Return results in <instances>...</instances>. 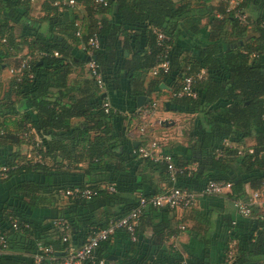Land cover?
Returning <instances> with one entry per match:
<instances>
[{
    "label": "trees",
    "instance_id": "obj_1",
    "mask_svg": "<svg viewBox=\"0 0 264 264\" xmlns=\"http://www.w3.org/2000/svg\"><path fill=\"white\" fill-rule=\"evenodd\" d=\"M78 1L85 5L90 22L89 32L76 36L78 44H82L81 53L74 52L67 41L54 34L47 35V43L39 38L27 42L20 32L17 33V25L33 29L34 19L28 17L30 2L0 0V33L7 39L5 43L0 42V74L10 60L15 63L13 67L19 68L28 53L37 54L27 69L14 75L6 103H0V165L9 167L7 177L0 176V183L14 175L22 177L11 205L0 208V234L7 240L0 264H51L49 256L52 255L58 257V264H64L69 246L80 247L89 235L106 227L112 218L126 215L138 205L140 195L151 197L173 185L200 192L210 180L230 182L232 192L218 196L232 200L248 198L245 184L249 181L253 189L264 192V0L241 3L244 12H250L245 21L236 17L235 11L227 12V4L222 0H217V5L215 0H195L196 5L177 0H108L105 7L96 5L95 0ZM108 11L118 14L121 21L94 17L97 12ZM27 18L29 21L24 22ZM204 19L208 20L210 32L206 41L201 42L195 39H200L202 28L206 26ZM137 32L146 37L147 46L143 50L137 48ZM159 33L168 38L160 40ZM95 34L100 47L93 56L102 67L107 90L122 89L121 80L126 77L132 94L137 97L159 89L160 78L172 79L175 84L171 95L178 111L195 115L200 120L203 130L199 138L200 155H190L184 160L164 151L172 154L180 166L196 165L190 174L181 175L176 184L170 180L164 162L140 157L138 148L130 156L121 151L122 137L115 132L114 121L124 116L112 110L105 111L103 102L108 98L104 97L88 68L89 77L82 83L75 85L77 80L71 78L76 68L86 73L85 66L90 58L87 42ZM185 36H192V39L188 53L183 56L177 40ZM25 44L29 52L22 55ZM164 60L169 61V71L154 77L145 87L147 74ZM201 73L203 76L199 78ZM190 76L194 80V96L181 95L184 81ZM12 93L15 100L11 98ZM9 119L20 133L7 131L6 124L12 123ZM93 131H96L95 137L91 136ZM35 138H39V144ZM250 138L255 140L252 147L246 142ZM226 140L235 146L223 143ZM25 141L33 144V156L11 150L10 147ZM249 148L254 152L249 153ZM36 151L41 154L39 160ZM84 161L88 162V167L83 171L92 179V184L59 185L55 193L75 187L91 188L96 192L91 198L70 197L72 202L81 205L84 200L101 196L117 199L119 191L129 190L131 186L132 190H137L136 200L128 202L123 210L113 213L104 222H97L88 214L76 220L65 211L58 218H64L69 225L67 241L63 239V230L55 226V219L48 227H56V232L31 239L35 223L29 213L38 207L52 205L54 200V191L44 192L43 185L54 181L59 168L69 169L75 165V169H80L78 164ZM111 163L118 170L127 171L125 173L133 163L138 170L134 175H112L106 169ZM254 173L260 174L250 179L249 175ZM156 175L165 180V187L157 188ZM104 182L113 185L115 190L109 192L102 188L100 185ZM138 182L152 185L154 190L146 192L138 186L134 189ZM211 196L217 195L205 194L199 199ZM170 211L165 206L149 205L140 216L136 240H131L125 229H119L115 236L123 234L130 246L145 243L141 220L155 213L161 220L154 225V234H161L162 243ZM227 226L228 234L223 243H218V252L211 251L209 240L203 255L189 254L190 264H264V214L261 209H254L251 216H242L238 222L232 225L230 221ZM16 235L27 239L21 248L23 256H27L25 260L10 251ZM111 241H102L94 252V259L84 264L109 263L107 253L112 247ZM232 242L237 244L233 247ZM40 245L52 247L53 252L44 255ZM171 248L177 250L174 245ZM38 255L43 259L38 261ZM176 261L174 264H182L183 256Z\"/></svg>",
    "mask_w": 264,
    "mask_h": 264
},
{
    "label": "crops",
    "instance_id": "obj_2",
    "mask_svg": "<svg viewBox=\"0 0 264 264\" xmlns=\"http://www.w3.org/2000/svg\"><path fill=\"white\" fill-rule=\"evenodd\" d=\"M28 1L30 2L27 7L29 13L28 17L34 19L33 29L35 30L17 25V33L20 32L27 42L39 38V41L42 43L48 42V34H54L56 38L58 36L67 41L74 52L81 53L80 48L82 44H78L76 36L78 35V31H81V34H87L90 29L89 16L87 15L88 13L83 3L77 0V5L71 9L66 8V6L63 8H55L57 2L63 0ZM177 1H183L185 3L191 1L192 5H196L197 0ZM214 4L217 5L218 1L215 0ZM94 10L95 9H93V11ZM246 13L247 16H250V12L246 11ZM94 17L106 18L111 21H121L118 14L109 11L104 13L97 12L94 14ZM28 19L29 18L24 19V22L29 21ZM207 21V19L203 21V24L206 26L202 28L201 35L199 36L200 39L196 38L195 40L201 42L206 41V36L210 32V26L207 24ZM137 36V48L140 47L142 50L145 49L147 40L144 33L137 32ZM190 39H192V36H185L177 40V43L182 46L181 54L183 56L188 53L189 47L191 46ZM28 52V45L25 44L21 54L26 55ZM13 64L15 63L10 60L9 66H6L3 71H5V69H9L10 71ZM85 68L86 73H83L80 68H76L71 75L72 79L77 80L75 85H78L79 82L82 83V80L89 77L87 65ZM153 78L154 76L150 73L147 74L145 87L148 86L150 80ZM160 79L159 89L152 90L146 95H141L146 97L142 106L138 105L139 96L136 97L132 94L130 82L126 77H122V89L110 91L105 88L101 91L104 93L103 95H106L111 101L113 108L124 116L123 119L117 118L114 121L115 132L122 137L123 144L121 145V151H126L130 156L140 145L149 143L151 140L155 139L160 142L161 148L164 151L175 153L177 158L180 157L185 160L191 157L190 155H200L201 142L199 138L203 133L200 120L197 119L195 115L178 111V106L173 102V96L171 95L175 83L172 82V79ZM152 100L157 101V108L152 116L143 119L134 115L136 109L143 107ZM144 120L151 124L147 127V134H143L140 131V126L143 124ZM9 121L12 122V119H9ZM165 121L168 123H165ZM1 125L2 123H0V129L2 127ZM192 125L193 130L191 131ZM6 126L7 131H17L18 133L21 131L13 122L6 124ZM91 136L95 137L96 131H93ZM246 142L249 147L255 144L253 138L248 139ZM223 143L228 146H235L234 143L227 140ZM192 145H195L193 149L191 148ZM10 148L13 152L21 151L23 155L28 156H30L34 150L33 144L30 141L15 144ZM48 161L51 163L50 160ZM78 165L80 169H75V165L71 166L69 169L59 168L57 171L59 174L54 177V181L50 185H43L44 192L49 193L54 191V200L52 205L38 207L33 212L29 213L31 216L30 218H32L35 223V229L31 239L42 238V236L56 232L54 228L58 226L55 225L56 227L49 229L48 223L53 219L56 220V218L61 216L65 211H69L73 219L76 220L80 219L82 215L88 214L93 216V219L97 222H104L113 213L123 210L128 202L131 203L136 200L137 190H132L131 186L129 190L119 191V198L117 199L101 196L94 200H84L81 205L79 202H72V198L62 193H55L59 185L68 186L75 183H82L85 185L92 184V179L83 171V169L88 167V162L84 161ZM128 168L130 171L125 173L127 171L118 170L115 164L111 163L106 165V169L109 170L112 175L116 173L134 175L138 170L134 163ZM96 172L93 171V173ZM259 174L260 173L251 174L249 178L252 179ZM154 180L157 188H162L167 185L165 180H162L160 176H154ZM21 181L22 177L20 175H14L8 180L0 183V208L4 206L6 208L7 205H11L12 199L15 197L16 189ZM108 185L110 184L104 182L100 186L105 188ZM136 186L146 192L154 190L152 185H144L141 182H138L133 188H137ZM245 187L248 194L255 190L252 188L250 181L246 182ZM83 207H85V209H83ZM241 217L242 216L234 206L233 200L228 197L217 195L201 198L198 199L194 206L188 209L170 211L168 214L169 226L165 230L166 235L161 243V234H154L153 229L154 225L161 220V216L155 213L147 214L143 216L140 225L141 232L146 239L145 243L130 246L127 237L123 234H118V236L112 238V247L109 253H107V259L110 260V262L107 264H174L180 256H183L182 264L184 262L190 264L188 259L189 254L192 252L203 255L206 243H209V240L211 251L218 252V243H223L228 234L227 225L230 221L232 225L235 224ZM182 226H185V228H182ZM24 239L27 240L21 235L14 236L11 241V250H9L12 251L11 253L13 254L20 255L19 257L25 260L27 256H23L21 253ZM236 244L237 242H232L231 246L234 247ZM171 245H174L177 250L173 251ZM54 264H58V261H55Z\"/></svg>",
    "mask_w": 264,
    "mask_h": 264
},
{
    "label": "built area",
    "instance_id": "obj_3",
    "mask_svg": "<svg viewBox=\"0 0 264 264\" xmlns=\"http://www.w3.org/2000/svg\"><path fill=\"white\" fill-rule=\"evenodd\" d=\"M98 6H107L108 0H95ZM227 4V12L235 11V16L238 17L240 20L245 21L248 16L247 13L241 8V3L244 0H222ZM59 8H63L65 6L75 7L77 5L76 0H63L59 1L56 4ZM262 27L264 29V21L262 22ZM78 35H81V31H78ZM166 35L163 33H159V39L163 40L166 39ZM7 41L6 37L2 36L0 33V42L5 43ZM85 47V46H84ZM88 53L90 55L89 61L87 63V68L91 74V76L95 79L98 84V87L103 90L105 89L106 85L103 79L102 67L94 58V52L96 49L100 47V42L98 36L95 34L91 36L87 42ZM37 55V54H36ZM35 55V56H36ZM35 56L28 54L25 58L21 60V64L19 68L12 67L10 69L11 73L19 74L22 69H27L29 67V63L31 59ZM170 69V64L168 60H164L156 65L154 68L150 70V74L154 77L160 75L161 73H167ZM203 73L198 74V77H202ZM193 77H187L184 81V86L182 91L180 92L181 95H193ZM103 107L105 111L109 112L112 110L113 112H118L116 109L113 108L111 101L109 99H105L103 102ZM157 108V101L152 100L143 107L136 109L134 115L146 119L154 114ZM150 123V122H149ZM148 122H143L140 126V131L143 134H147V127L151 124ZM32 133V131H31ZM37 140V144H39V138H35ZM249 153H253V148H249ZM37 152V160L41 159V154ZM137 152L140 157L150 158L154 161H161L167 165V169L169 172L170 180L176 184L179 180L181 175L186 173L190 174L193 170L196 169V165L193 166H180L176 164L173 159L172 154L165 153L164 150L161 148L160 142L158 140H151L149 143L140 145L137 149ZM242 153V150L239 151ZM9 171V167L0 165V176L7 177V173ZM106 190L112 192L115 190L113 185H109L105 187ZM232 192V184L226 181H215L210 180L204 189L200 192H196L190 190L188 188L178 187L173 185L172 187L166 189L165 191L153 195L151 197H146L143 195L139 196V203L136 207L130 210L126 215L122 217H115L112 218L108 225L104 228H99L94 231L91 235H89L86 242L81 245L80 247H73L69 246L66 249V256L64 257V264H84V261L88 259H94V252L100 245L102 241H106L108 239H112L116 232L119 229H125L131 237V240L137 239V227L139 225V219L144 210L147 206L153 205L155 207H168L172 211L177 210H185L192 206H194L199 197L205 194H216V195H224L227 193ZM62 194L66 195L67 197H83V198H91L96 192L93 191L91 188H70L63 190ZM234 206L236 207L237 211L241 216L249 217L252 215L253 210L256 208H260L264 214V192L261 190H253L249 193L247 199H234L233 200ZM54 224L58 226L64 232V241L69 239L70 228L67 221L64 218H57L54 220ZM17 227V224H15ZM185 228V226H182ZM7 247V240L3 234H0V255L5 251ZM40 249L43 251L44 255L48 256L49 253L53 252L52 247H45L40 245ZM51 260V264L57 260L58 257L52 255L49 256ZM43 259L42 255L37 256V260L40 261ZM183 264H188L187 262Z\"/></svg>",
    "mask_w": 264,
    "mask_h": 264
},
{
    "label": "rangeland",
    "instance_id": "obj_4",
    "mask_svg": "<svg viewBox=\"0 0 264 264\" xmlns=\"http://www.w3.org/2000/svg\"><path fill=\"white\" fill-rule=\"evenodd\" d=\"M36 57H37V55H36ZM14 75H16V74H14ZM13 78H14V76L9 71V69L8 70L5 69V71H2V73L0 74V103H6V100H7L6 96L9 95L8 93H10L11 81ZM11 98L15 100L14 93L11 94ZM31 155L33 156L34 153H31Z\"/></svg>",
    "mask_w": 264,
    "mask_h": 264
},
{
    "label": "water",
    "instance_id": "obj_5",
    "mask_svg": "<svg viewBox=\"0 0 264 264\" xmlns=\"http://www.w3.org/2000/svg\"><path fill=\"white\" fill-rule=\"evenodd\" d=\"M104 96H106V95H104ZM145 100H146V97L145 96H139L138 97V105L139 106H142L144 104ZM165 123H168V122L165 121Z\"/></svg>",
    "mask_w": 264,
    "mask_h": 264
}]
</instances>
